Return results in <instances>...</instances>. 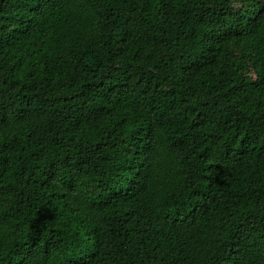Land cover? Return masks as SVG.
<instances>
[{
    "label": "trees",
    "instance_id": "16d2710c",
    "mask_svg": "<svg viewBox=\"0 0 264 264\" xmlns=\"http://www.w3.org/2000/svg\"><path fill=\"white\" fill-rule=\"evenodd\" d=\"M0 264H264V0H0Z\"/></svg>",
    "mask_w": 264,
    "mask_h": 264
},
{
    "label": "snow or ice",
    "instance_id": "6c2138e0",
    "mask_svg": "<svg viewBox=\"0 0 264 264\" xmlns=\"http://www.w3.org/2000/svg\"><path fill=\"white\" fill-rule=\"evenodd\" d=\"M41 2L43 3V2H46V0H41Z\"/></svg>",
    "mask_w": 264,
    "mask_h": 264
}]
</instances>
